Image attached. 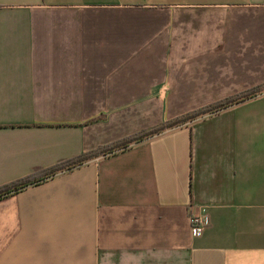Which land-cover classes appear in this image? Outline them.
<instances>
[{
	"label": "crops",
	"instance_id": "obj_1",
	"mask_svg": "<svg viewBox=\"0 0 264 264\" xmlns=\"http://www.w3.org/2000/svg\"><path fill=\"white\" fill-rule=\"evenodd\" d=\"M262 84L264 0H0V184ZM0 264H264V90L0 196Z\"/></svg>",
	"mask_w": 264,
	"mask_h": 264
},
{
	"label": "trees",
	"instance_id": "obj_2",
	"mask_svg": "<svg viewBox=\"0 0 264 264\" xmlns=\"http://www.w3.org/2000/svg\"><path fill=\"white\" fill-rule=\"evenodd\" d=\"M262 90H264V84L251 87L241 93L226 97L214 103H208V104L199 106L196 109L190 110L182 114L181 116H176L174 118H171V119L159 122L155 125L149 126L147 128L140 129L118 140H115L114 142L99 145L93 149L82 152L81 154H78L72 158L62 160L56 164H53L52 166H49L48 168L43 169L41 172H34V173L32 172L22 177L16 178L14 180L4 182L0 184V196L17 191L28 184L37 182L38 180H40L41 178L47 175L53 174L57 170L63 169L65 167H70L74 164L81 162L84 159H87V158H90V157H93V156H96L102 153H108L116 149L123 148L131 142L138 141L141 138L148 136L150 134L156 133L166 127L176 125L186 119H191L196 116L202 115L204 113L219 109L229 103H235L237 101L247 99L259 93Z\"/></svg>",
	"mask_w": 264,
	"mask_h": 264
},
{
	"label": "built area",
	"instance_id": "obj_3",
	"mask_svg": "<svg viewBox=\"0 0 264 264\" xmlns=\"http://www.w3.org/2000/svg\"><path fill=\"white\" fill-rule=\"evenodd\" d=\"M208 222V216L202 209L191 211L188 214V226L189 230L193 235L201 233L203 227Z\"/></svg>",
	"mask_w": 264,
	"mask_h": 264
}]
</instances>
